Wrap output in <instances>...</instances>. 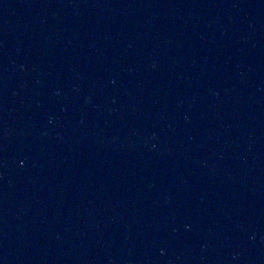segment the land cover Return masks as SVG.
Masks as SVG:
<instances>
[{
	"label": "water",
	"instance_id": "obj_1",
	"mask_svg": "<svg viewBox=\"0 0 264 264\" xmlns=\"http://www.w3.org/2000/svg\"><path fill=\"white\" fill-rule=\"evenodd\" d=\"M0 264H264V0H0Z\"/></svg>",
	"mask_w": 264,
	"mask_h": 264
}]
</instances>
